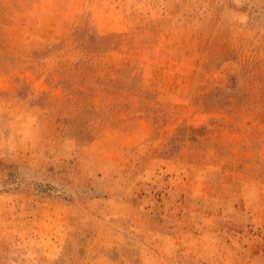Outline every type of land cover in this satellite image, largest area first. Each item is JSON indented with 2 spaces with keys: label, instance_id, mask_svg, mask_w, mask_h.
<instances>
[{
  "label": "rangeland",
  "instance_id": "374dc122",
  "mask_svg": "<svg viewBox=\"0 0 264 264\" xmlns=\"http://www.w3.org/2000/svg\"><path fill=\"white\" fill-rule=\"evenodd\" d=\"M0 264H264V0H0Z\"/></svg>",
  "mask_w": 264,
  "mask_h": 264
}]
</instances>
